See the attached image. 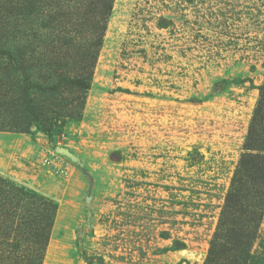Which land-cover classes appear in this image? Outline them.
I'll return each mask as SVG.
<instances>
[{
  "label": "rangeland",
  "instance_id": "obj_1",
  "mask_svg": "<svg viewBox=\"0 0 264 264\" xmlns=\"http://www.w3.org/2000/svg\"><path fill=\"white\" fill-rule=\"evenodd\" d=\"M9 1L0 49L30 28L54 46ZM101 47L82 117L53 143L34 125L0 131V176L55 205L41 264H206L264 83V0H114ZM60 97L35 98L55 111ZM250 257L264 264V217Z\"/></svg>",
  "mask_w": 264,
  "mask_h": 264
},
{
  "label": "trees",
  "instance_id": "obj_2",
  "mask_svg": "<svg viewBox=\"0 0 264 264\" xmlns=\"http://www.w3.org/2000/svg\"><path fill=\"white\" fill-rule=\"evenodd\" d=\"M74 1L73 5L63 0L5 3L15 15L23 14L31 26L39 17L45 19L46 28H54L55 34L53 46L43 43L31 28L24 42L14 31L8 38L9 48L0 49V59L8 60L7 78L0 80V131L11 128L27 133L34 125L53 143V130L59 122L81 119L114 0ZM49 6L53 9L45 14ZM55 9L57 16L51 15ZM33 72L42 86H31ZM13 76L23 77V83H12ZM11 91L13 96L8 97ZM65 94L72 99L55 111H48L35 98L48 95L62 96L64 100ZM18 109L27 115L28 123L18 119ZM244 150L247 153L241 156L235 170L206 264L230 263L225 256L233 250L242 257L243 264L252 260L250 251L264 217V83ZM54 212L55 205L49 199L0 176V264H41ZM229 247L234 249L228 250ZM184 249L185 243L173 242V251ZM87 261L103 264L99 258Z\"/></svg>",
  "mask_w": 264,
  "mask_h": 264
}]
</instances>
